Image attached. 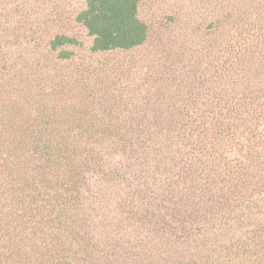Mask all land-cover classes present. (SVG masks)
<instances>
[{
	"label": "trees",
	"instance_id": "16d2710c",
	"mask_svg": "<svg viewBox=\"0 0 264 264\" xmlns=\"http://www.w3.org/2000/svg\"><path fill=\"white\" fill-rule=\"evenodd\" d=\"M84 1L76 21L93 54L147 42L141 0ZM260 43L233 47L212 90L179 107L94 99L18 123L0 110V264H264Z\"/></svg>",
	"mask_w": 264,
	"mask_h": 264
},
{
	"label": "rangeland",
	"instance_id": "374dc122",
	"mask_svg": "<svg viewBox=\"0 0 264 264\" xmlns=\"http://www.w3.org/2000/svg\"><path fill=\"white\" fill-rule=\"evenodd\" d=\"M84 8V0H0L2 122L18 123L32 111L46 112L47 118L94 99L132 113L179 107L188 92L212 90L216 72L229 66L238 45L261 41L264 51V38L250 32L264 25V0H141L147 42L102 54L91 52L93 38L76 21ZM57 36L77 43L55 52L51 42ZM60 51L72 53V59L58 60Z\"/></svg>",
	"mask_w": 264,
	"mask_h": 264
}]
</instances>
